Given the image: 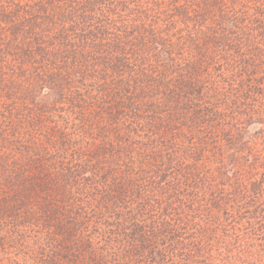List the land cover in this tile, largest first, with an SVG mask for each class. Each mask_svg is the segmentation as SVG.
<instances>
[{
    "label": "trees",
    "instance_id": "1",
    "mask_svg": "<svg viewBox=\"0 0 264 264\" xmlns=\"http://www.w3.org/2000/svg\"><path fill=\"white\" fill-rule=\"evenodd\" d=\"M0 264H264V0H0Z\"/></svg>",
    "mask_w": 264,
    "mask_h": 264
}]
</instances>
